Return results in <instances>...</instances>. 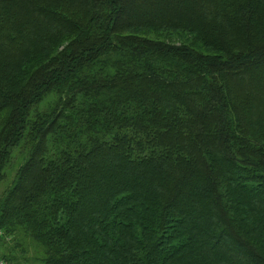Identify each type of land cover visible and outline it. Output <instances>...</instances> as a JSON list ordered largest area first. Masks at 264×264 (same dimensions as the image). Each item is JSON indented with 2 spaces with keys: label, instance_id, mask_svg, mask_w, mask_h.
Segmentation results:
<instances>
[{
  "label": "trees",
  "instance_id": "1",
  "mask_svg": "<svg viewBox=\"0 0 264 264\" xmlns=\"http://www.w3.org/2000/svg\"><path fill=\"white\" fill-rule=\"evenodd\" d=\"M263 66L264 0H0L1 257L264 264Z\"/></svg>",
  "mask_w": 264,
  "mask_h": 264
},
{
  "label": "rangeland",
  "instance_id": "2",
  "mask_svg": "<svg viewBox=\"0 0 264 264\" xmlns=\"http://www.w3.org/2000/svg\"><path fill=\"white\" fill-rule=\"evenodd\" d=\"M264 69V66L261 67ZM252 74V69L250 70ZM243 74V73H242ZM243 75L249 76L250 73H245ZM253 84V83H251ZM254 87L260 86V84H253ZM28 142L25 139L20 146H18L12 153L10 161L6 164L4 169L3 179L0 181V199L2 198L5 191L10 187L13 181L16 178V174L18 172L19 167L21 166L22 162L26 159L28 155ZM198 180V179H197ZM200 183L203 181L201 177L198 180ZM1 235V232H0ZM21 243L18 245L24 247L25 251L16 250L14 251V255L17 259L23 258L27 264H43L40 260H36V258L40 259L42 257L41 250L37 252L36 245L23 234H19ZM3 254L4 251L0 249V254Z\"/></svg>",
  "mask_w": 264,
  "mask_h": 264
},
{
  "label": "built area",
  "instance_id": "3",
  "mask_svg": "<svg viewBox=\"0 0 264 264\" xmlns=\"http://www.w3.org/2000/svg\"><path fill=\"white\" fill-rule=\"evenodd\" d=\"M0 264H10V263L6 259L1 257V255H0Z\"/></svg>",
  "mask_w": 264,
  "mask_h": 264
}]
</instances>
